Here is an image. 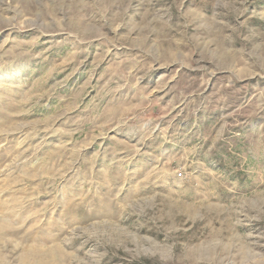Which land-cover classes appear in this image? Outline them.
Segmentation results:
<instances>
[{
    "label": "rangeland",
    "instance_id": "obj_1",
    "mask_svg": "<svg viewBox=\"0 0 264 264\" xmlns=\"http://www.w3.org/2000/svg\"><path fill=\"white\" fill-rule=\"evenodd\" d=\"M0 264H264V0H0Z\"/></svg>",
    "mask_w": 264,
    "mask_h": 264
},
{
    "label": "bare ground",
    "instance_id": "obj_2",
    "mask_svg": "<svg viewBox=\"0 0 264 264\" xmlns=\"http://www.w3.org/2000/svg\"><path fill=\"white\" fill-rule=\"evenodd\" d=\"M29 261V260H28Z\"/></svg>",
    "mask_w": 264,
    "mask_h": 264
}]
</instances>
